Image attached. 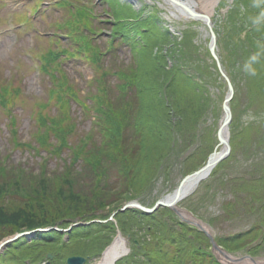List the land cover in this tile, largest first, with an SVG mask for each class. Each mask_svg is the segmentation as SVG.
Listing matches in <instances>:
<instances>
[{
  "label": "rangeland",
  "instance_id": "374dc122",
  "mask_svg": "<svg viewBox=\"0 0 264 264\" xmlns=\"http://www.w3.org/2000/svg\"><path fill=\"white\" fill-rule=\"evenodd\" d=\"M35 1L37 0H8V2L0 0V84L5 83V80L1 81V79L9 77L11 78V82L19 84L21 88V94L14 98V101L10 104L9 111L4 112L0 108V159L5 158L7 160L8 158L9 162L13 164H26L28 165L26 167L33 170L36 169L34 170L35 172H38L37 169H39L41 161L47 160L44 162L49 166L46 171L59 174L62 167L61 165H56L58 161L55 156H49L44 150L36 153L27 149L26 146H23L29 140H32L34 144H38L36 136L33 135L34 133H38L35 114L40 110L37 104L42 100H46L47 96H44L48 95L46 89L47 79L43 78L37 69V63L40 62L37 57V49H41L43 46L46 48V46L52 47L55 45V37L51 39L47 31L56 28V25L62 26L61 24H66L64 28L73 27L77 31L73 23L76 21V8L79 6L85 7L84 4L88 5V3L94 2L95 0H44L42 4H38L41 5V8L39 9L37 6V14L31 18L30 22H27V25H22L23 29L22 27L21 29L23 31L20 32L19 40L16 45L12 46V36L10 33L4 32L9 27L14 26L15 22L17 23L16 20H12L14 17V7L20 12H29L30 8L36 4ZM60 1H64V4H58ZM103 1H95L97 5L95 9L102 19L106 17L105 14L110 12V7H112L108 4L102 6ZM139 1L142 5L141 7L145 5L146 11H149L152 15H159L161 21L164 19L168 25L169 23L175 24V29L177 28L182 32L192 30L202 40L204 45L207 46V31L204 26H201V23H193L186 17L179 16L180 18H177L173 16L171 6L165 0ZM143 3L146 4L143 5ZM44 6H47V8L42 10ZM245 7L247 8L245 9ZM244 11L245 14L243 15ZM258 14L264 15V0H233L232 2L231 0H219L212 11L215 28L219 34L218 53L225 70L233 79L235 96L231 102L234 116L229 133L232 147L231 154L221 163L219 168L210 174V177L202 180L196 189L183 202H180V206L187 210L189 202L196 203L197 214H195L204 220H208V218L212 219L214 216L222 213L223 201L227 197L232 198L235 194L233 179L236 176L244 177V179H254V177L258 178L257 180L260 179L259 181L253 182V187L258 186L260 192L258 195L264 199V82L262 77L257 79L253 77L254 75H258L257 68L248 62V60H257L255 57H258V51L253 53L254 50H251L252 46L250 44L246 45L242 41L245 39L246 28L249 27V32H251L249 35H253V41L256 45L259 48L264 45V40L260 39L254 30V24L251 25V21ZM18 16L19 13L16 14V18ZM82 20L86 22L85 17ZM67 22H70L71 26L67 25ZM93 22L94 18L91 17L90 23L92 24ZM50 24H52V28ZM95 27L101 29L103 25H100L99 20H97ZM35 29L38 30L36 35L34 33ZM105 30L108 31L109 29L105 28ZM180 34L182 33L180 32ZM159 35L158 33L157 36ZM188 36H190L189 33L185 35V38H188ZM59 37L63 41L66 40L62 36ZM31 41L34 42L33 45H30ZM35 45L37 47L32 48ZM158 45H160L161 50L160 52L157 51V53L159 55H165L169 43H166V40H162ZM250 54L251 58L246 59V55ZM150 56L148 57V61L145 64L143 63L141 67H131L127 70V75L137 82L140 88L138 89L140 90L138 95L134 97V102L131 106L132 109L120 114L116 112L115 107L112 110L114 115H120L122 117L125 115L126 119L132 123L131 128L133 129L137 127L139 131L146 129L148 131H154L156 134L160 133L158 148L162 143L160 141L162 137L171 139L169 145L160 150L164 154L163 158L159 156L155 159L154 157L151 158L152 166L145 173L147 177L139 185H133L127 188L129 192L126 193L130 197L127 198V194H125V201L137 199L146 206L153 205L159 198L173 192L183 174L185 175V173L201 165L205 161L208 153L217 145L215 125L221 115V101L227 91L225 80L210 66L209 61L206 65L207 67L200 71H195L193 73L195 74L194 76L187 75V77H184L185 84L175 83L174 77L177 73L174 67H171L170 72L167 70L169 66L161 68L165 73H169V79L174 82L173 85L167 76H164L158 70L159 63L151 61ZM112 60L114 58H111ZM130 61L133 60H129L128 62ZM149 61L151 64L148 63ZM65 67L70 73V80L77 82L78 86L84 89L82 91L84 93L87 90L85 86L86 79L92 74L89 62L82 57H74L66 61ZM1 74L4 78H2ZM157 79L163 85L154 83L152 90L148 92V88L152 82ZM117 104L119 106V100H117ZM1 106L2 108L4 107L3 104ZM73 108L75 109V106ZM49 110L52 111L50 115H53L55 110L52 108ZM104 115H106V112ZM71 116L70 121L76 124L70 136L73 143L76 144L83 136L87 138L88 133H90L88 146L94 137H100L99 130L97 131L96 128L91 127L93 115L87 116L80 108H76L75 114ZM115 117L119 119V117ZM13 120H15V123H13ZM66 156L67 152L59 157ZM221 179L223 181L231 179V181L226 185L221 183ZM239 184L242 185L243 190L239 192L242 194L241 196H245L246 193L249 194L247 190H244L247 186L240 181ZM72 185L75 191L78 188L79 190L81 188L87 189L85 187L86 185L81 186L77 182H72ZM87 186L89 187V185ZM116 207L114 203L106 204L104 207L98 208L96 212L97 215L109 212L104 216L109 217L111 211ZM239 210L242 211L243 207ZM262 213L264 214V211ZM157 214L160 225L154 227L151 224L150 227L152 229L153 227L155 228V233H152L150 238L142 239V236L145 237L147 233L153 232V230L148 232L147 227L146 229L142 227L141 230H137L138 225L143 221V217H138L132 210H127L119 213L117 218L115 217V228H112L111 231L103 230L102 226L94 228L97 239H75L62 250L60 244L64 242H61V238L63 237H60V242L59 240H55L48 244L38 245L36 251L31 253V255L36 254L35 260L37 264H42L48 252L53 253L54 257L57 258V252H66L69 254L73 248L76 249L77 246L83 247L84 244L81 241H86L87 243L90 241L93 249L88 250L87 253H100L104 250V245L109 240V237L116 230H120L126 239H128L127 245L130 247V253L133 251V242L130 241V238L132 236L139 237L138 239L144 243L142 250L148 252L145 258L151 264H159V262L153 260L151 250L154 249L153 247L158 242V239L164 241V238L160 239L164 233V225L162 224L164 223L169 225V227H174L177 223V216L170 214L167 207L159 208ZM255 217V213L246 212L245 215L242 211L226 222L222 221L224 226H213L216 234L219 236L230 233L232 235H238L241 232L248 231L249 234L230 242L234 243L235 246H240L233 252L237 255L250 252L260 259H264L263 233H259L262 237H258L252 241H250V236L247 237L253 234V231L250 229L254 227ZM76 219L74 218V220ZM174 219L175 221H173ZM132 221H134L136 226H133ZM54 225L59 227L65 226L60 221ZM261 231L264 232V225ZM129 234L130 236L127 238ZM41 238L44 239V236L37 235L35 238L29 240V242ZM166 241L163 243L162 249L164 251L173 250L174 248L170 241L168 239ZM261 243L262 245L260 247H256L257 251H253L252 248ZM99 253L89 264L99 259ZM6 256V258H9L7 260L8 264L16 263V260L12 257V250H9ZM26 260L30 261V257H27ZM188 264H192V261L188 262Z\"/></svg>",
  "mask_w": 264,
  "mask_h": 264
},
{
  "label": "trees",
  "instance_id": "16d2710c",
  "mask_svg": "<svg viewBox=\"0 0 264 264\" xmlns=\"http://www.w3.org/2000/svg\"><path fill=\"white\" fill-rule=\"evenodd\" d=\"M263 56L264 53H261L260 59H263ZM137 62L141 64L140 59ZM63 77L65 78L64 75ZM103 77L101 74L98 77V82H101ZM120 77L122 82L115 91H113V85L106 86L102 82L100 88H97V92L91 93L93 105L90 106V109L93 108L97 113L95 126L98 127L100 137H94L89 146V136L77 144L70 142L69 136L76 126L73 125L74 122L70 121L72 111L68 104V97L77 93V90L67 80L61 82L60 90L57 91V99L60 102L59 111L56 115L47 116L43 114L40 119V128L42 127L43 130H38L36 136L39 144L51 156H58L65 150L68 151L69 154L61 158L62 162L59 165L62 169L59 174L46 171L49 166L44 162L37 169L38 172H35L36 169H30L26 167L28 166L26 164H13L9 162L8 158L7 160L5 158L0 159V240L16 231L54 225L58 221H62V224L66 226L74 218L95 217L97 215L96 210L106 204L114 203L115 206H120L126 199L125 194H127V198L130 197L126 193L129 192L127 188L139 185L147 177L145 173L152 166L151 158L154 157L155 159L158 156L163 158L164 154L160 150L166 148L171 139L162 137L160 139L162 143L158 148L160 133L156 134L154 131L146 129L139 131L137 127L133 129L131 128L132 123L126 119L125 115L122 117L112 113L114 107L118 114L130 111L134 102L132 87L125 83L127 70L122 71ZM152 88L151 85L148 92ZM94 93L99 94L93 96ZM117 100L120 102L119 106ZM82 105L84 106V103ZM86 107H88L87 104ZM108 108L110 109L107 110ZM103 112H106L104 117ZM72 125L74 128L69 133ZM257 179L256 177L244 179V177L236 176L233 179L234 196L223 201L222 213L210 219L211 223L224 226L222 221L226 222L234 215H238L239 212L243 211L245 215L246 212H252L256 214V220L253 223L254 227L250 229L253 234L247 237L250 236V241L262 237L259 233L264 235V232L261 231L264 225V214L262 213L264 211V199L258 195L260 194L258 186L253 187V182L260 180ZM230 181L231 179L226 181L221 179V183L226 185ZM239 181L247 186L244 190H247L249 194L246 193L245 196H241L242 194L239 192L243 190ZM72 182L80 183L81 186L86 185L87 189L81 188L82 190H79L78 188L75 191ZM188 206L195 210L197 204L189 202ZM242 207L243 210H239ZM168 211L170 214H174L171 209ZM132 212L138 217H143L140 227L143 223L152 224L154 227L160 225L157 211L147 214L139 209H133ZM108 213L97 216L104 217ZM162 225H164V233L160 239L164 238V241L158 239L154 249L151 250V256L155 262L170 264L172 261L173 264H188L186 262L192 261V264H219L206 253L207 250L202 249V245L204 247L209 245L208 237L202 231L180 221L176 225L173 224L174 227H169L164 223ZM97 226L113 228V222L103 225L94 223L90 226L74 227L69 233L68 241L65 240L64 234L61 235L56 230L39 232L37 235L44 236V239H35L32 242H28L26 237L20 238L10 243L5 251L0 254V264H8L9 258H6V255L9 250L13 252L12 257L16 260L15 264H37L36 254L32 256L31 253L36 251L38 245L48 244L63 237L61 242L64 243L60 244V248L63 250L75 239H97L96 230L94 232V228ZM154 227L151 228L153 234L155 233ZM247 234H249L248 231L238 235L230 233L218 236L217 239L228 249L236 250L240 246H235L234 243L230 242ZM166 239L170 241L174 249L163 252L162 245L167 242ZM81 243L84 244L83 247L77 246L70 253L92 249L90 241L88 243L81 241ZM261 245L262 243L255 245L252 248L253 251H257L256 247ZM142 252L145 254L144 251ZM61 254L60 258L67 255L66 252H61ZM27 257H30V261L26 260Z\"/></svg>",
  "mask_w": 264,
  "mask_h": 264
},
{
  "label": "water",
  "instance_id": "95a60500",
  "mask_svg": "<svg viewBox=\"0 0 264 264\" xmlns=\"http://www.w3.org/2000/svg\"><path fill=\"white\" fill-rule=\"evenodd\" d=\"M177 3H181L177 0H173ZM187 10H189L193 15H198L197 13H194L192 10H190L189 7L184 6ZM206 16V15H205ZM212 44H211V50L214 53V55L216 56V53L214 51V47H215V34L212 31ZM217 57V56H216ZM222 71V69H221ZM223 72V71H222ZM224 73V72H223ZM226 76V75H225ZM227 80H228V84H229V89H230V93L229 95L225 98V102H224V110H225V117L224 120L222 122V124L219 127V139L222 143H224L226 145V149L222 152H218V151H214L208 158L206 164L204 166H202L201 168L197 169L196 171H194L191 174H188L187 176H185L181 182L180 185L178 186V188L175 190V193L173 195V198L171 200H165L164 198L158 199L156 201V203L152 206V207H145L143 205H141L140 203L136 202V201H129L126 202L119 210H125L131 206H136L141 208L142 210L146 211V212H151L153 210H155L156 208L160 207V206H169L171 208H173L179 215L180 217L188 222L194 223L196 225H198L200 228L204 229L206 231V233L208 234V236L211 239L213 248L215 250H220L221 252H223L224 254L227 255V253L217 244V242L215 241V238L213 236V234L204 226V224L198 220V219H191L189 217H187L184 213L183 210H181L180 208H178L176 206V203L182 198L184 197L187 192H188V186L187 184L191 181H195L196 183L202 179L203 177H205L209 171L211 170V168L218 163L220 160H222L230 151V145H229V141L228 138L224 136L223 134V130L226 129L228 127V124L231 120V109H230V105H229V100L232 97L233 94V86L232 83L230 81V79L226 76ZM118 211V210H117ZM117 211H115L114 213H116ZM94 220L88 221V222H83V221H78L75 222L72 225H79V224H88L90 222H92ZM96 221V220H95ZM52 227H48V228H36L34 230H27V231H22V232H17L15 234H13L12 236L6 237L4 238L1 242H0V252L3 251V249L6 247V245H8L11 241H14L15 239L19 238L20 236H24V235H30L32 233H34L35 231L38 230H49ZM48 257H53V255L51 253L48 254ZM250 258H252L254 260V258L252 256H248ZM86 261V257L83 255H71L67 258V264H83ZM44 264H51L50 260L46 261ZM54 264V263H52Z\"/></svg>",
  "mask_w": 264,
  "mask_h": 264
},
{
  "label": "bare ground",
  "instance_id": "6f19581e",
  "mask_svg": "<svg viewBox=\"0 0 264 264\" xmlns=\"http://www.w3.org/2000/svg\"><path fill=\"white\" fill-rule=\"evenodd\" d=\"M186 2L190 5H192L193 7H195L196 9L199 10H206L210 13V11L214 8V6L219 2V0H186ZM63 2H61L62 4ZM64 4V3H63ZM172 7V11L174 12V15H184L185 12L179 7V6H173L172 4H170ZM202 8V9H201ZM190 185V184H189ZM196 187V185H190L188 186V192L192 191L194 188ZM173 196V193H169L165 196L166 200H170ZM125 241L124 240H120V242L118 244L112 245L106 252L104 255H102V257L99 259V261L97 262V264H113V260H114V256L118 253L119 249L121 247L124 248L125 245ZM223 260H226L227 263L226 264H231L232 261H235L233 259V256L228 254L225 255V257L223 258ZM241 262H243L242 264H252L250 259H246V260H242ZM239 263V262H237ZM259 263V262H258Z\"/></svg>",
  "mask_w": 264,
  "mask_h": 264
}]
</instances>
